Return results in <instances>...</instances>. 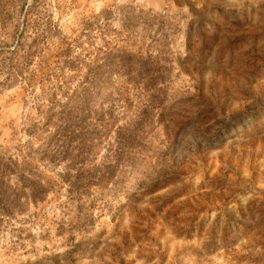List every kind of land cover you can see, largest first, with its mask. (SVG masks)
Segmentation results:
<instances>
[{"label":"rangeland","instance_id":"rangeland-1","mask_svg":"<svg viewBox=\"0 0 264 264\" xmlns=\"http://www.w3.org/2000/svg\"><path fill=\"white\" fill-rule=\"evenodd\" d=\"M44 52L50 90L56 68L68 92L119 54L144 69L97 103L112 122L86 169L107 174L74 193L36 162L47 193L3 218L0 264H264V0H0V154L20 165Z\"/></svg>","mask_w":264,"mask_h":264},{"label":"trees","instance_id":"trees-1","mask_svg":"<svg viewBox=\"0 0 264 264\" xmlns=\"http://www.w3.org/2000/svg\"><path fill=\"white\" fill-rule=\"evenodd\" d=\"M66 44L64 51L57 54L61 57V65L70 64L64 61L68 55ZM44 54L38 57V69L29 72L20 84L23 87H32L34 82H42L38 102L34 103L33 122L28 133L32 138L35 134H43L40 146L33 148L31 142L25 146L26 162L20 165L17 159L9 154H0V223L3 218H9L20 212L26 204H36L42 201L47 189L41 184L36 162L45 163L47 166L59 169L62 166L58 177L67 186L68 191L86 192L90 185L98 182L107 174L95 172L91 175L86 167L91 163L92 151L102 143L112 121L109 119V112L100 110L98 102L107 103L110 96L116 93L119 102H123L121 91L123 86L114 84L112 77L122 78L129 76L133 70L144 69V63L140 59H134L130 54H119L118 63H99L90 68L82 76L87 88L80 92L70 90L68 92L67 81L56 68L52 78L51 90L45 85L44 77L49 68L43 65ZM107 57V56H105ZM42 65V66H41ZM67 65L64 69L69 70ZM44 84V85H43ZM64 98L65 103H60ZM44 103V104H43ZM96 117V118H93ZM68 135V136H65ZM19 145V144H18ZM21 145V144H20ZM22 146H20L21 148ZM17 148H15L16 150ZM78 175H83V186L73 187V182ZM67 191V192H68ZM9 248L11 252L23 249V242L18 241V235Z\"/></svg>","mask_w":264,"mask_h":264}]
</instances>
